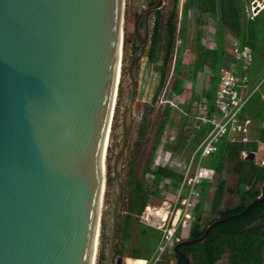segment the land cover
<instances>
[{
	"label": "water",
	"instance_id": "obj_1",
	"mask_svg": "<svg viewBox=\"0 0 264 264\" xmlns=\"http://www.w3.org/2000/svg\"><path fill=\"white\" fill-rule=\"evenodd\" d=\"M135 31L132 88L112 163L111 235L103 264L115 256L123 208V162L139 94L138 64L147 52V17ZM124 0H0V264H95L105 187L106 151L121 76ZM249 157H255L254 152ZM214 218L216 225L242 216Z\"/></svg>",
	"mask_w": 264,
	"mask_h": 264
},
{
	"label": "trees",
	"instance_id": "obj_2",
	"mask_svg": "<svg viewBox=\"0 0 264 264\" xmlns=\"http://www.w3.org/2000/svg\"><path fill=\"white\" fill-rule=\"evenodd\" d=\"M154 3L155 1L150 2V5ZM245 4V0H171L166 16L163 15L161 9L156 10L154 13L152 31L149 35L150 39L147 52L145 54L147 65L157 63L161 57V63L158 67L159 81L153 94L152 103L157 102L164 88L167 81V65L176 53L172 71L174 79L168 91V97L182 96L186 88L185 79L195 82L198 74L204 72L206 67H209L211 70L209 86L203 89L200 95L194 94L193 100L199 101L202 97H206L209 101L208 114L213 115L217 113L214 107V98L219 84L220 72L223 67H229L230 63L234 60V56L228 53L224 47L222 31L228 30L238 39L241 45H250L253 52L259 43L258 27L261 24V14L264 9L261 10L254 21H249L244 12ZM192 11L197 16L195 60L191 64H186L183 61V54L187 49L188 21L189 14ZM206 16L213 18L217 25V46L214 49L207 47L205 41L208 28ZM139 47L140 44L133 48V54ZM255 65L256 63L254 62L252 65L253 69L256 68ZM124 73L125 68L123 66L121 77L124 76ZM255 76L256 75L253 73L252 77L254 78ZM122 79L123 78H121L120 87L118 89V101L115 107L111 135H113L117 127ZM261 81L262 84L259 90L254 93L241 117L244 119L245 115H248L251 120L249 127L252 139H258L264 144V101L261 98L264 91L256 95L257 92L261 91L264 85V77L261 78ZM172 110V106L167 103L159 122L151 155L145 165L143 173L139 175L135 166L130 165L127 179L124 177V191L126 190V195H123V203L127 205V213L124 218L121 216L120 219V222H123L119 225L121 229L118 232L117 242H119V236L122 235V245L119 247L117 244L115 256L124 257L125 244L130 240V228L133 225V220L136 219L140 229L141 243L139 248L133 250L131 257H133V259H152L160 241L161 232L149 225L139 222L138 218L152 196L162 197L161 191L163 187L164 189H177L184 180V175L169 164L156 165L155 168H152L155 151L170 122ZM184 123H186V121ZM198 123H200V121H198ZM210 130L211 124L209 123L202 124L200 129H195L196 140L191 146L192 150L200 145ZM145 132L146 127L142 122L139 135L143 137ZM182 145L183 142L180 139L177 140L175 144H173L171 152L177 154L181 150ZM244 151L248 153L253 151L256 152L258 151V144L255 141L247 144L240 142L231 143L225 137L219 142L217 151L208 157L209 161L206 166L214 168L216 176L214 180L209 182V185L206 186L205 182L202 183L199 194L200 200L195 207V218L191 224L189 236L187 238L201 236L207 227L213 223L214 218L209 219L206 223H202V218H200L202 213L201 205L206 198L212 195L210 212L215 214L216 210L221 207L223 195L225 193V180H221V177L226 165L228 166L230 163L241 159L239 170L243 172L245 176L240 180V200L236 205L229 208L225 215H233L242 212L248 204L264 197V165L256 162L249 163L242 159L241 156ZM262 157L264 158V156ZM262 157L260 159H262ZM245 166L251 167L246 173H244ZM107 169L109 170L107 185L111 186L114 183L112 167L107 164ZM147 175H151V181H149ZM167 179L169 182L165 183ZM212 188L213 190L211 191ZM222 212V210H219L218 213ZM104 229L105 223L102 222L100 251L97 264H103L105 259L103 249L107 237ZM179 231L180 230H178V233ZM145 247L148 257H145L144 251L142 250V248ZM180 251L189 258V264H215L223 258L227 260L226 264H264V199L252 206L250 210L242 216L216 225L204 240L181 246ZM163 260L164 258L156 264H159ZM168 260L169 262H167V264L171 262L172 264H182L184 262V259L175 251L170 252V258Z\"/></svg>",
	"mask_w": 264,
	"mask_h": 264
},
{
	"label": "rangeland",
	"instance_id": "obj_3",
	"mask_svg": "<svg viewBox=\"0 0 264 264\" xmlns=\"http://www.w3.org/2000/svg\"><path fill=\"white\" fill-rule=\"evenodd\" d=\"M152 1H156V0H124V22H123L124 38H123V46H122L121 73L123 66L125 68V73L123 77L120 76V81L121 78H123L122 79L123 81L121 85V97L119 101L117 127L113 135H111L112 133V126H111V131H110V136L106 151L105 187H104L102 207H101V226H102V222H104L105 223L104 230L107 237L106 244L103 249L104 256L107 251V247L111 235L113 200L115 194L114 183L111 186L107 185V177L109 174V170L107 169V164L112 167V163L115 158L117 148L122 136V122H121L122 113L129 99L132 88L131 80L128 75V66L131 61V56L133 54V48L140 44V41L135 31V21L138 14L142 12L144 8H147L150 5V2ZM170 2L171 0H163L162 7L160 9L164 16H166L168 13ZM261 16H262V21L258 27L259 43L257 48L254 50L253 54L255 60L254 62L260 66L259 68L263 78L264 77V11L262 12ZM147 20H148L149 35H150L154 21V13L149 15ZM196 32H197V16L192 11L189 14L188 31H187V49L183 54L184 63L188 62L190 58L193 59L194 57L195 47H196V34H197ZM226 39L227 41L225 42V47L227 52L231 54L234 47V41L236 38L226 36ZM175 54L173 55L172 60H170V62L167 65V81L164 85L163 90L159 95L157 102L154 103H152V98L159 81L158 67L161 63V57L159 58L158 62L153 65L146 64L145 56L139 62L138 65L139 94L135 102V105L133 107V114H132L133 127L123 162V176L125 177V179H127L130 165L135 166L137 173L139 175L143 173L145 169V165L151 155L159 122L161 120V117L164 113V108L166 106V103L164 102V100L166 99H170V100L173 99L172 101L175 102L176 105L172 106L173 110L171 112L170 122L168 123L167 128L162 136L161 142L155 151V157H154V162L152 163V168H155V166L159 164L163 165L164 163H166L165 165L168 164L172 165V163H174L175 166L172 167L176 168L180 172L183 170V166L178 165L177 162L172 160H177L178 158H183L184 160H186V158L190 157L191 153L194 151V149L192 150L191 147L196 140V133L194 128L195 121L193 116L198 112V110L196 106L193 107L191 105L192 100L191 102H189V99L186 98L185 96L172 97V98L168 97V91L171 87L172 80L174 79V75L172 74V71L174 68L173 63H174ZM210 77L211 75L209 73H207L206 71L203 72V74L201 75L200 82L197 85L198 91H200L201 87H203V89L208 87V82ZM185 86L187 87L188 92L192 90L191 87H193V85L187 79H185ZM119 87H120V82H119ZM263 91H264V85L261 91L257 92L256 95H259ZM189 93L187 95L188 97H189ZM117 101H118V95H117L116 103ZM185 121L186 123H184ZM113 122L114 119L112 120V124ZM142 122L146 127V132L143 137L139 135V129ZM179 139L183 142L182 148L177 154L172 153L171 152L172 146ZM169 156H171V159L169 158ZM259 156L260 157H258V161L255 160V162L256 163L258 162L260 164L262 159H264L262 157L264 156V154H260ZM261 157L262 159H259ZM208 161L209 158H205L203 163L206 165ZM228 169L229 167L226 165L225 169L222 172L224 177L226 176ZM147 177H149L148 179L149 181H151L152 178L151 175H147ZM209 182L210 181H205L206 186L210 184ZM201 187L202 185L198 186L197 190H200ZM173 189L174 188L164 189L163 187L161 191V194L163 196L162 197L152 196L150 198V205H154L157 208H161L165 204L168 205V202L172 201L171 197L174 198V196L172 195L175 194V189L174 190ZM123 195L124 196L126 195V190L124 191ZM211 197L212 195L206 198L201 205L202 213L200 218H202V223H206L209 219L213 217L212 212H210ZM199 200L200 197L197 198V203L199 202ZM123 207L124 208L122 210L121 216L124 218L127 213V205L123 203ZM138 220L141 223L149 225V223L145 221V219H143L142 221L141 218L139 217ZM193 220H191V224ZM186 221L190 222V220H186ZM122 222L123 221H121L120 223L122 224ZM186 226L187 224L181 225L180 228L181 233L178 235L180 240L185 239L189 236L186 234L183 235V232L185 230L187 232L190 230L184 228ZM100 235H101V227H100ZM121 239H122V235L119 236V242H117L119 247L122 245ZM100 240L101 239L99 236L95 264H97V259L100 251ZM140 243H141L140 229L137 220L134 219L133 225L130 228V240L127 241L125 244V255H124L123 264H127L128 259H133V257H131L132 252L134 249L140 247ZM142 250L144 251L145 257H148L146 247L142 248ZM163 258L164 260L159 264H167V262H169L168 259L170 258V253L165 254ZM147 261H148L147 264H151L150 260ZM226 261L227 260L223 258L215 264H226L227 263Z\"/></svg>",
	"mask_w": 264,
	"mask_h": 264
},
{
	"label": "built area",
	"instance_id": "obj_4",
	"mask_svg": "<svg viewBox=\"0 0 264 264\" xmlns=\"http://www.w3.org/2000/svg\"><path fill=\"white\" fill-rule=\"evenodd\" d=\"M263 8L264 0H247L244 8L247 20L254 21ZM232 55L234 60L230 63V66L220 72L219 84L214 99V107L218 114H208L207 99L204 98L200 103L201 111L198 119L202 124H211V130L200 146L191 153L190 157L186 160L183 158L172 160L183 166V170L180 172L184 175L182 184L172 195L174 198L171 197L172 201L161 208L147 204L139 216L142 221L145 219L151 227L161 232L160 241L150 260L151 264H156L162 260L165 254L174 251V246L180 240L178 235L181 233L182 224H187L184 228L190 229L191 220L195 218L194 210L199 197L197 188L205 181L214 180L216 176L215 169L206 166L203 163L204 159L217 151L221 139L226 137L231 143L255 141L258 144L256 153L259 155L264 154V144L258 139H252L249 123L241 117L250 99L262 84L261 80L254 84L249 73L254 63L253 49L248 44L241 45L236 42ZM262 99L264 101V94ZM172 100L166 99L164 102L175 106L176 104ZM242 154L246 155V152ZM169 158L171 159V156ZM260 164L264 165V159ZM171 166H175L174 163ZM166 182H169V180L167 179ZM160 210L163 213H160ZM186 220H190V222ZM178 230H180L179 233Z\"/></svg>",
	"mask_w": 264,
	"mask_h": 264
},
{
	"label": "crops",
	"instance_id": "obj_5",
	"mask_svg": "<svg viewBox=\"0 0 264 264\" xmlns=\"http://www.w3.org/2000/svg\"><path fill=\"white\" fill-rule=\"evenodd\" d=\"M245 2L247 3V0H245ZM264 9V8H263ZM261 12V11H260ZM259 15V14H258ZM206 19L208 20V28H207V37H206V39H205V41H206V44H207V47H209V48H212V49H214V48H216V46H217V34H218V31H217V25H216V22H215V20L213 19V18H211V17H207L206 16ZM223 32V43H224V47H225V42L227 41V39H226V36H229V37H232V38H236L232 33H230L228 30H224V31H222ZM236 42H239L238 41V39L236 38L235 39V41H234V45H235V43ZM213 46V47H212ZM225 49H226V47H225ZM227 51V50H226ZM233 51V50H232ZM231 54H232V52H231ZM192 58H190V60L188 61V62H185L186 64H191V63H193L194 62V60H195V53H194V57H193V59L191 60ZM255 69H253L252 67H251V69L249 70V73H250V76L252 77V74L254 73V75H256L254 78L252 77V82L255 84V83H257L258 81H260L261 80V78H262V74H261V72H260V66L258 65V64H256L255 65ZM224 68H227V67H223L222 69H224ZM205 71L207 72V73H209L210 75H211V70H210V68L209 67H206L205 68ZM203 74V72H200L199 74H198V76H197V79H196V81L195 82H193V81H191V80H189V79H187L192 85H193V87H191V89L192 90H190L189 92L187 91L188 89H187V87L185 88L186 90L184 91V93H183V95L182 96H185L186 98H188L189 99V102H191V100H192V102H191V105L193 106V107H195L196 106V108H197V110H198V112L196 113V114H194V121H195V129H200L201 128V125H202V123L200 122V123H198V121H199V119H198V115L200 114V103H201V101L205 98V99H207L206 97H202V99L201 100H199V101H195V100H193V95L194 94H197V95H200L201 93H202V91H203V87H201L200 88V91H198L197 90V85L199 84V82H200V79H201V75ZM240 74H241V71H240ZM208 86H209V82H208ZM196 87V88H195ZM208 88V87H207ZM188 93H189V97L187 96L188 95ZM264 94V93H263ZM262 94V95H263ZM262 98V97H261ZM215 99V98H214ZM208 100V99H207ZM263 100V99H262ZM197 103V104H196ZM196 104V105H195ZM208 105H209V101H208ZM216 114H218V112L217 113H214L213 115H216ZM244 120L247 122V123H249V125H250V123H251V120L249 119V117H248V115H245V118H244ZM208 124V123H207ZM195 133H196V131H195ZM206 137V136H205ZM204 140V139H203ZM202 140V141H203ZM202 143V142H201ZM200 143V144H201ZM249 143V142H248ZM247 144V143H246ZM200 146V145H199ZM198 146V147H199ZM197 147V148H198ZM197 148H195L194 149V151L197 149ZM244 152H246V151H244ZM254 152V154H255V160L256 161H258V157H260L259 156V154H257L255 151H253ZM243 155V154H242ZM246 155L247 156H249V153L248 152H246ZM260 159V158H259ZM258 163V162H257ZM202 185V184H201ZM176 190V189H175ZM213 190V188L211 189V191ZM199 191V194H200V190H198ZM148 204H150V200H149V203ZM189 232H190V230L187 232L186 230L183 232V235H189ZM146 261H147V259H146Z\"/></svg>",
	"mask_w": 264,
	"mask_h": 264
},
{
	"label": "flooded vegetation",
	"instance_id": "obj_6",
	"mask_svg": "<svg viewBox=\"0 0 264 264\" xmlns=\"http://www.w3.org/2000/svg\"><path fill=\"white\" fill-rule=\"evenodd\" d=\"M241 158L248 161L249 163L255 162V157L250 158L247 155H242ZM240 161L241 159H238L237 161L230 163V165H228L229 169H228L226 176L224 177V175L222 174L221 180H225V187H224L225 193L223 195V202H222L221 207L216 210L215 214H213L212 218H215L216 216L220 214L222 215L221 218L230 216V215H225L226 211L229 210V208H231L232 206L236 205L237 202L240 200V196H239L240 180L243 178V176H245V174L243 175V172L239 170ZM250 169H251L250 166H245L244 173L248 172ZM263 192H264V189H263ZM219 210H222L223 212L218 213Z\"/></svg>",
	"mask_w": 264,
	"mask_h": 264
},
{
	"label": "bare ground",
	"instance_id": "obj_7",
	"mask_svg": "<svg viewBox=\"0 0 264 264\" xmlns=\"http://www.w3.org/2000/svg\"><path fill=\"white\" fill-rule=\"evenodd\" d=\"M160 213H163V211L162 210H160ZM147 261H146V259H142V258H140V259H128L127 260V264H145Z\"/></svg>",
	"mask_w": 264,
	"mask_h": 264
}]
</instances>
